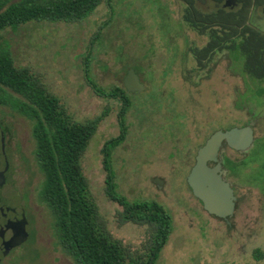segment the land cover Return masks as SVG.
Returning <instances> with one entry per match:
<instances>
[{
    "label": "rangeland",
    "instance_id": "obj_1",
    "mask_svg": "<svg viewBox=\"0 0 264 264\" xmlns=\"http://www.w3.org/2000/svg\"><path fill=\"white\" fill-rule=\"evenodd\" d=\"M256 1L253 6H248L252 7L250 23L257 21V26L264 28V15L257 17L263 11L264 1ZM158 16L161 12L156 11L153 0H110L109 4L102 0L78 20H29L0 31V42L9 49L14 63L29 67L59 98L71 120L86 121L99 117L96 131L80 157L88 181L87 194L97 205V223L131 251L144 249L150 237L149 227L123 220L122 205L106 192L101 151L104 141L120 132L116 117L119 102L112 96L98 94L86 74L95 84L109 89L119 83L117 77L123 75L125 65L135 55L137 61L146 65L152 62L156 67L160 50L159 54L153 52L150 57H142L146 47L149 51L161 47L167 50V47L169 61L172 48L167 37L159 32L161 22ZM107 17H110L109 21L99 27ZM97 30L100 31L99 37L90 43ZM188 35L192 36L191 33ZM135 38H157L161 47L149 41H144V44H151L148 46L132 45L136 43ZM117 51L126 53L122 67L117 62ZM237 62L241 64V57ZM229 79L231 85L237 81L236 77ZM0 93L18 95L3 85ZM182 96L184 100L180 99L177 104L178 119L181 125L186 124V103L188 124L177 138L162 137L160 130L158 137H140L145 127L153 123L149 118L160 119L165 113L159 109L142 117L138 104L143 102L145 94L137 95L141 100L133 97L135 104L125 114L126 136L111 152L116 189L130 200H156L171 213L172 229L156 264H264V201L260 207L258 204L259 196L263 198V194L251 187L257 184L264 189V149L258 144L242 160L246 164L256 163L250 169L244 170L238 164L226 161L238 195L244 194L231 223L209 214L192 194L186 183V174L193 162L197 143L194 119L199 117L203 127L207 121L210 95H200V110L195 109V94L184 93ZM212 96L213 99L216 97L215 106L220 113L225 104L233 105L234 117H244L247 112L246 102H241L234 91ZM253 103L248 102V108L251 109ZM258 108L262 114L263 96ZM31 129L30 118L11 105L0 103V169L7 159L9 173L8 182L0 189L1 201L10 208L8 214H12L11 208H16L18 214L24 208L29 219L27 238L9 240V249L0 251V264H76L58 243L50 209L38 199L43 173L37 164ZM262 131L259 130V135ZM2 137L5 138V148L1 144ZM3 151L5 155L2 157ZM242 181L250 185L246 186L249 191L242 188ZM260 252L262 255L259 256Z\"/></svg>",
    "mask_w": 264,
    "mask_h": 264
},
{
    "label": "trees",
    "instance_id": "obj_2",
    "mask_svg": "<svg viewBox=\"0 0 264 264\" xmlns=\"http://www.w3.org/2000/svg\"><path fill=\"white\" fill-rule=\"evenodd\" d=\"M101 1L0 0V31L29 20H78ZM233 21L240 23L241 19ZM231 27L232 51L247 56L264 54V35L248 25ZM98 35L96 33L93 40ZM258 61L247 57L244 65L249 70L257 69ZM2 85L18 95L0 93V103L11 105L32 120L35 156L43 173L37 196L53 215L54 230L63 251L76 264H156L172 229L171 213L156 200H130L117 191L111 152L124 139L122 119L120 132L107 138L101 147L106 192L122 205L123 220L148 225L150 237L142 251H131L120 239L113 237L97 223V205L87 194L88 181L80 157L96 131L99 117L86 121L71 120L59 98L47 89L29 67L16 65L9 49L0 42ZM93 85L100 94H117L113 88H101L95 83ZM258 255H262L261 252Z\"/></svg>",
    "mask_w": 264,
    "mask_h": 264
},
{
    "label": "flooded vegetation",
    "instance_id": "obj_3",
    "mask_svg": "<svg viewBox=\"0 0 264 264\" xmlns=\"http://www.w3.org/2000/svg\"><path fill=\"white\" fill-rule=\"evenodd\" d=\"M106 2L109 4L108 0H106ZM255 2L257 1L233 0V3H231L232 5H230L227 0H153L156 11L159 14L161 12V16H158L161 22V26H158L159 32L162 36L167 37L166 40L169 41L170 47L172 48L170 52L171 59L168 61V48L166 47L167 50L162 48L158 44L157 38L146 40L135 38L133 41L136 43L132 45L148 46L151 44H144V41H149L153 45L161 47V49L156 48L152 51H149L148 47H146V53L141 54L142 57H150L153 52L159 54L160 50V61L155 64L156 67H153L152 62L146 65L137 61L136 55L131 57L129 63L125 65L123 75L117 77L119 83L111 87L117 92V94L112 95V97L116 98L119 102L116 117L120 129L122 128V125H120L121 119L124 123L123 129L125 130V136L128 128L125 122V114L130 107L135 104L132 101L133 97L141 100L137 97L138 94H145V99L141 100L143 102H139L140 104H138V109L142 117H147L153 111L159 109L163 110L165 113V116L160 119L149 118L148 120L151 119L150 122L153 123L145 127L144 133L141 134L140 137H158L160 130L163 133L162 137L176 138L179 136L181 137V129L188 124L185 101L184 112L186 124L181 125V120L178 119L180 111L177 108V104L180 99H183L182 94H195V109L198 110L201 109L199 105L200 95L202 93L210 95L207 121L203 123V127H201V120L199 117H195L194 119L196 121L194 123V135L197 139V143L193 153V162L198 148L203 145L206 139L214 132L218 130L225 131L234 126L251 127L252 141L246 147L237 148L230 144L225 137H222L216 152V157L217 160L220 161L221 167L226 169L225 177L230 181L236 194L234 212L230 218V223L238 207L239 200H243L244 194L242 195L243 197L238 195L234 179L230 178L231 170L227 166L226 161L238 164L241 169H250L254 167L256 163L246 164L242 163V160L254 146L259 144L261 149H264V112L261 114L258 108L262 96L264 97V54L247 56L239 51L234 52L231 49L233 37L232 25H235L237 28L248 25L249 28L255 29L260 34L264 35V28L257 26V21L250 23V18L252 16V11L250 9ZM249 5L251 6L248 7ZM262 10L261 14H257L258 18L264 15V4L262 5ZM109 19L110 17L104 19L99 27L107 23ZM233 19H241V22L235 23ZM184 25H186V28ZM187 32L191 33L192 36L188 35ZM96 33L100 35V31L97 30L90 38V43L95 40H93V37ZM245 35H248V32H245ZM98 37H96V39ZM128 40L131 42L130 39ZM86 53L88 54V51ZM120 53L121 52L117 51L116 57L119 67H122L124 65L122 64L123 56H126V53ZM240 57L241 64L237 62ZM247 57L251 58V60H259L257 69L249 70L245 67L244 61ZM85 58L87 61V57ZM129 68L134 70L137 80L131 82V89H128L124 83V77ZM229 77H236L237 81L234 85H231ZM86 78L92 85L95 83L87 74ZM97 86L101 87L99 84H97ZM93 87L96 90L94 85ZM232 91L235 92L241 102H246L247 104V112H244V117H239V115L236 117L233 116L232 104H225L222 113L218 112L217 106H215L217 103V101H215L216 97L213 99L212 95L218 92L227 94L232 93ZM96 92L100 94L97 90ZM148 98H150L149 102L147 101ZM248 102H254L251 109L248 108ZM236 109L239 110L240 107H236ZM259 130H263L261 135H259ZM1 144L4 147V137L1 139ZM1 154L3 157L5 151L1 152ZM208 163L212 165L215 164L216 161L209 160ZM0 172L3 175L1 178L2 182H0L1 189V187L8 182L9 173L7 159L5 160L3 168L0 169ZM241 185L242 188L245 187L244 190H250V188H248L250 185L247 182L242 181ZM246 186L248 187L246 188ZM251 187H255L258 192L263 194V198L259 196L258 200L260 207V204L264 201V189H260L257 184H253ZM1 200L2 197L0 195V226H3L7 221L18 222L19 219L24 217L25 219H23V222L26 228L29 222L26 210L22 208L18 214L16 208H11L12 214H8L10 208ZM224 221L227 223L226 220ZM12 224L11 226L14 227L15 224ZM27 232L29 233L28 230ZM11 240H15V238ZM0 251H2L1 247Z\"/></svg>",
    "mask_w": 264,
    "mask_h": 264
},
{
    "label": "water",
    "instance_id": "obj_4",
    "mask_svg": "<svg viewBox=\"0 0 264 264\" xmlns=\"http://www.w3.org/2000/svg\"><path fill=\"white\" fill-rule=\"evenodd\" d=\"M227 2L232 5L233 0H227ZM132 81H137L136 75L134 70L129 68L124 77V83L128 89L132 88ZM222 137H225L230 144L237 148L246 147L252 141V130L250 126H234L225 131L218 130L211 134L198 148L194 162L186 174V182L192 194L200 200L202 207L209 214L230 223V218L234 212L236 194L230 181L225 177L226 169L221 167L220 161L216 157ZM209 160H214L216 163L210 165ZM2 177L0 172V180ZM23 219L25 218L22 217L18 222L7 221L3 226H0V247L3 252L9 249L8 241L12 238L17 240L27 238L28 232ZM12 223L15 224L14 227L11 226Z\"/></svg>",
    "mask_w": 264,
    "mask_h": 264
}]
</instances>
